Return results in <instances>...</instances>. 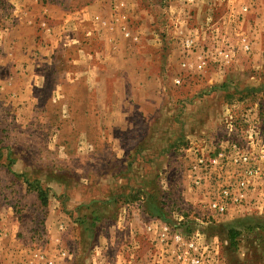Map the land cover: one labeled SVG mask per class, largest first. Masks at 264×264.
Listing matches in <instances>:
<instances>
[{"label":"rangeland","instance_id":"obj_1","mask_svg":"<svg viewBox=\"0 0 264 264\" xmlns=\"http://www.w3.org/2000/svg\"><path fill=\"white\" fill-rule=\"evenodd\" d=\"M227 108L264 130V0H0V264H45L52 212L81 197L82 213L100 199L122 255L152 215L204 227L219 264H264V199L216 213L223 168L196 184L183 155L224 132ZM127 201L147 217L121 220Z\"/></svg>","mask_w":264,"mask_h":264},{"label":"built area","instance_id":"obj_2","mask_svg":"<svg viewBox=\"0 0 264 264\" xmlns=\"http://www.w3.org/2000/svg\"><path fill=\"white\" fill-rule=\"evenodd\" d=\"M186 1L193 4L196 0ZM243 9L246 11L248 6H244ZM233 17H235L233 10H229L225 21L230 23ZM185 43L188 49L193 46L191 39H187ZM176 81L180 82L179 79ZM227 111L223 114L224 132L221 135L215 137L209 132H203L191 139L183 150L196 184L202 181L204 174L211 179H217L216 169L223 168L219 185L215 184L216 194L208 203L216 213L227 211L231 205L253 206L255 198L264 199L259 197L256 188L259 181L264 185V137L255 141V138L264 134V130L256 123L259 116L254 114L255 111L252 114V110L249 113L246 110L242 117H238L229 109ZM236 132L240 133V136L232 138V134ZM212 183L210 186L213 192ZM140 206L141 203L137 201L125 202L120 206V219H126L134 212L147 217ZM255 206L259 208V205ZM149 216L148 222L140 226L138 234L129 232L130 236L122 246V249H126V254L122 255L119 250V254L112 255L113 258L109 261L117 259L120 260V264H219L220 244L217 240L206 239L204 227L184 226L181 223L182 219L169 223L158 217ZM104 248L109 249L106 246ZM58 251L62 256L70 254L62 248H58ZM106 253L104 255H108ZM37 256L41 259L46 258L45 254ZM45 264H56V261L49 258Z\"/></svg>","mask_w":264,"mask_h":264},{"label":"crops","instance_id":"obj_3","mask_svg":"<svg viewBox=\"0 0 264 264\" xmlns=\"http://www.w3.org/2000/svg\"><path fill=\"white\" fill-rule=\"evenodd\" d=\"M244 4L247 3H240L236 10V14L242 13V17L247 13L243 9V7L246 6ZM229 9L232 10L231 7ZM233 12L235 13L234 10ZM233 30L236 31L232 33L234 35L240 33L238 29L235 30L234 28ZM241 33L245 34L243 28ZM247 38L245 36L243 37L244 40ZM237 39L243 40L241 37ZM105 197L108 196L106 195ZM77 198H80V194H78L75 199L78 200ZM81 198L74 204L72 203L73 200L68 201L70 203H67L68 207L64 211L54 210L52 212L51 215H55L60 219L53 217V220H51L50 224H48L49 228L47 230V247L49 249L47 250L49 255L51 257L56 256V259L58 260L59 256L56 255V252L58 248H62L70 252V254L66 255L65 257H59L61 261H58H60L61 264H120V260L117 259L114 261H109L111 258H113L111 254L104 255V253H102L104 244L107 241L106 234L109 237L108 240L111 241L110 243L115 244L114 248L113 246L110 248L113 252L115 251V254L116 252H119L116 247H119L120 241L109 235L112 233L111 231L106 233L105 228L109 229V226L105 225L104 223V219L106 217L100 216L98 211L91 207L93 203H96V201H99L100 199L96 200L97 197H91L86 200L84 199L85 203L90 202L91 205L89 209L85 206L88 211L85 210V212L82 213L79 204L82 203L80 201H83Z\"/></svg>","mask_w":264,"mask_h":264},{"label":"trees","instance_id":"obj_4","mask_svg":"<svg viewBox=\"0 0 264 264\" xmlns=\"http://www.w3.org/2000/svg\"><path fill=\"white\" fill-rule=\"evenodd\" d=\"M40 198L42 199V201L43 202H45V200H46V196L44 195V192H40ZM157 207V206H156ZM158 209V208H157ZM159 214L161 215L162 213H161V211L159 210ZM240 231L241 230H232V233H231V239H232V243L231 244H233V245H236L237 244V242H236V238L238 237V235L240 234Z\"/></svg>","mask_w":264,"mask_h":264}]
</instances>
